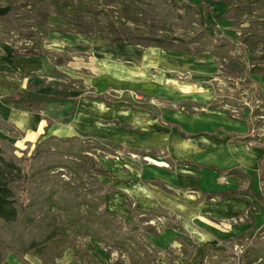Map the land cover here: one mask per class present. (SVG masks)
Instances as JSON below:
<instances>
[{"label":"rangeland","instance_id":"374dc122","mask_svg":"<svg viewBox=\"0 0 264 264\" xmlns=\"http://www.w3.org/2000/svg\"><path fill=\"white\" fill-rule=\"evenodd\" d=\"M7 3L12 13L8 6L11 15L0 16V40L19 53L31 50L55 56L60 63L73 57L86 62L91 48L123 40L143 50L162 43L176 58L185 52L192 57L214 55L216 105L236 118L253 109V122L264 134V110L256 102L261 95L250 81L253 64L264 71V0H0V6ZM63 71V83L76 90L89 81L86 69ZM0 140L6 156L25 173L14 187L18 218L0 219V264L171 263L179 252L187 255L198 246L194 232L212 234L213 227H226L207 214L209 208L191 222L164 208H137L118 188L159 158L170 159L160 148H101L81 137L44 138L38 144L25 141L1 120ZM169 164L173 162L165 166ZM119 167L123 178L115 171ZM247 187L239 184L243 194ZM261 189L264 192V172ZM262 237L264 226L252 247L264 248ZM45 241L40 254L26 250ZM215 243L229 245L219 238ZM249 245L246 241L224 256L210 254L206 264H240Z\"/></svg>","mask_w":264,"mask_h":264},{"label":"crops","instance_id":"0c3cea01","mask_svg":"<svg viewBox=\"0 0 264 264\" xmlns=\"http://www.w3.org/2000/svg\"><path fill=\"white\" fill-rule=\"evenodd\" d=\"M8 15V5L0 6L1 18ZM164 49H137L122 41L91 48L86 62L73 57L60 63L42 52L19 53L1 39L0 120L28 142L81 137L162 149L170 159L159 158L118 188L137 208H164L187 222L202 218L209 208L207 214L226 226L210 227L212 234L194 232L198 246L163 264H206L210 254L224 256L246 241L250 245L240 264H264V248L252 247L264 226V134L253 122V109L236 118L216 105L214 55L185 52L176 58ZM80 69L89 73L81 90L63 83V70ZM250 75L251 87L261 95L256 102L264 110V71L251 69ZM22 97L33 98V105L16 101ZM115 171L119 178L125 176L121 167ZM241 182L248 184L245 194ZM230 219L234 222L225 223ZM217 238L229 245L219 246Z\"/></svg>","mask_w":264,"mask_h":264},{"label":"trees","instance_id":"16d2710c","mask_svg":"<svg viewBox=\"0 0 264 264\" xmlns=\"http://www.w3.org/2000/svg\"><path fill=\"white\" fill-rule=\"evenodd\" d=\"M11 7L12 13V6L10 3H7ZM10 14V13H9ZM11 15V14H10ZM10 15H8L5 19H7ZM123 40H117L115 42H122ZM162 46V43H158L157 46ZM25 53L27 54H35L36 52L28 50ZM259 69L257 65H255L252 70ZM11 100V98L9 99ZM34 100L31 97H22L16 101L30 104L31 101ZM69 139V138H67ZM93 141L97 142V144H101V148L105 147L106 145H113L116 146L114 143L103 141L101 139H92ZM40 144V142L38 143ZM25 179V173L22 167L13 159L8 158L6 156V151L3 145L0 142V219L5 221H14L18 218V207H17V200L18 196L14 189L16 185H19ZM47 200H52L51 197H48ZM49 239L51 238L48 237ZM48 240V239H47ZM47 244L46 241L43 244H33L28 247L26 250L31 251L33 250L35 253L40 254L45 248Z\"/></svg>","mask_w":264,"mask_h":264},{"label":"bare ground","instance_id":"6f19581e","mask_svg":"<svg viewBox=\"0 0 264 264\" xmlns=\"http://www.w3.org/2000/svg\"><path fill=\"white\" fill-rule=\"evenodd\" d=\"M82 103V102H81ZM2 106V105H1ZM67 109V108H66ZM9 110V109H8ZM108 110V109H107ZM17 111H19V110H17ZM8 112V111H7ZM85 112V111H84ZM100 112H102V111H100ZM104 112V111H103ZM105 113V112H104ZM107 113V112H106ZM92 115V114H91ZM96 115V114H95ZM24 118V117H23ZM81 118V117H80ZM84 118V117H83ZM84 119H86V118H84ZM80 120H82V119H80ZM94 121V120H93ZM73 122V121H72ZM101 122V121H100ZM25 123V122H24ZM75 126V125H74ZM106 126V125H105ZM83 127V126H82ZM84 128V127H83ZM91 128V127H90ZM115 128V127H114ZM80 129H82V128H80ZM88 129V128H87ZM95 129V128H94ZM101 129V128H100ZM99 129V130H100ZM104 130V129H103ZM102 131V130H101ZM108 131H110V130H108ZM107 131V132H108ZM113 133V132H112ZM107 136V135H106ZM116 136V135H115ZM118 136V135H117ZM142 137L144 136V135H141ZM135 137V136H134ZM116 138H118V137H116ZM136 139V138H135ZM139 139H140V137H139ZM116 140H118V139H116ZM136 145V144H135ZM140 145V144H139Z\"/></svg>","mask_w":264,"mask_h":264}]
</instances>
